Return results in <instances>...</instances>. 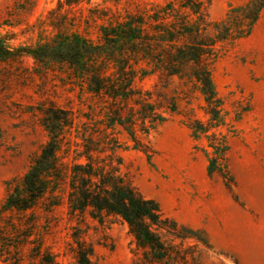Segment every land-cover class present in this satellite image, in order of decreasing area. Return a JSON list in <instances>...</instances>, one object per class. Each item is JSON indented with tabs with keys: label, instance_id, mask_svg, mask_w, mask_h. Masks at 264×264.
Masks as SVG:
<instances>
[{
	"label": "rangeland",
	"instance_id": "rangeland-1",
	"mask_svg": "<svg viewBox=\"0 0 264 264\" xmlns=\"http://www.w3.org/2000/svg\"><path fill=\"white\" fill-rule=\"evenodd\" d=\"M59 1L64 2L0 0V37L12 47L49 40L58 31L50 14L56 9L60 15L75 17L76 25H68L72 31L95 38L102 21L85 23L90 7L97 6L116 19L128 11L165 2L82 0L73 6L63 3L60 8ZM246 1L211 0L207 14L218 20ZM69 73L58 65L41 67L30 55L0 59V204L9 192V182L21 179L49 140L44 126L47 113L63 116L62 110L69 111L73 126L67 128L63 142V149H69V162L81 150L76 135L82 122L105 127L106 108L87 94L80 98L79 87ZM212 76L223 101L225 125L195 137L190 124L194 120L208 122L205 99L192 83L175 79L164 90L177 96L180 112L142 135L147 150L134 148L126 131L118 126L107 130L105 140L118 139L119 147L114 154L110 150L102 153L101 158L107 162L113 157L114 165L120 160V172L131 186L158 201L163 215L184 229L185 239L165 230L158 233L162 240L187 253L188 264H264V11L248 37L221 52L212 64ZM155 81L152 77L139 84L151 88ZM212 132L225 135L229 148L219 169L211 173L210 160L215 156L209 146ZM37 214L43 226L36 231H44V245L59 264H78L77 239L93 248V264H150L121 217L109 216L100 222L89 213L70 216L67 205L48 216L41 208ZM29 247L21 249L19 264H39L30 261ZM3 259L0 256V264H11Z\"/></svg>",
	"mask_w": 264,
	"mask_h": 264
},
{
	"label": "trees",
	"instance_id": "trees-1",
	"mask_svg": "<svg viewBox=\"0 0 264 264\" xmlns=\"http://www.w3.org/2000/svg\"><path fill=\"white\" fill-rule=\"evenodd\" d=\"M81 1H59V7ZM210 1L165 0L116 19L97 6L90 7L85 23L102 21L95 38L72 31L69 26L76 25L75 17L53 9L52 25L58 26V31L49 40L12 47L0 37V59L30 55L46 69L66 67L79 87V97L87 94L107 110L104 128L82 122V130L76 135L81 139V150L71 162L66 160L69 149H63L67 128L73 126L69 111L62 110L63 116L47 113L44 126L49 140L21 179L9 182V192L0 204V256L4 262L19 264L23 260L21 249L30 245L31 262L59 264L44 245V231H36L43 226L37 210L41 208L48 216L67 205L70 216L89 213L100 222L109 216L121 217L150 264H188L187 253L162 240L158 233L165 230L185 239L188 235L184 229L163 215L158 201L142 196L131 186L120 172V160L114 165L113 157L106 162L101 154L107 150L114 154L119 147L118 139L105 140L107 130L114 131L118 126L126 131L134 148L147 150L142 135L167 121L170 114L180 112L177 96L164 90L175 79L192 83L205 99L208 122L194 120L190 124L195 137L225 125L226 113L212 76V64L228 45L253 32L264 11V0H247L231 7L218 20L207 14ZM152 77L156 81L151 88L139 84ZM98 133L103 135L96 138ZM219 135H209V146L215 154L210 160L211 173L219 169V161L225 159L229 148L226 136ZM76 242L78 264H93V248L84 241Z\"/></svg>",
	"mask_w": 264,
	"mask_h": 264
}]
</instances>
